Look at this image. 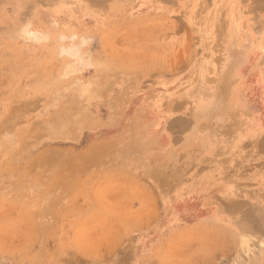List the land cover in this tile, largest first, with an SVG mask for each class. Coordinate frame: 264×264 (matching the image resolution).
Here are the masks:
<instances>
[{
    "label": "rangeland",
    "instance_id": "374dc122",
    "mask_svg": "<svg viewBox=\"0 0 264 264\" xmlns=\"http://www.w3.org/2000/svg\"><path fill=\"white\" fill-rule=\"evenodd\" d=\"M0 264H264V0H0Z\"/></svg>",
    "mask_w": 264,
    "mask_h": 264
},
{
    "label": "crops",
    "instance_id": "0c3cea01",
    "mask_svg": "<svg viewBox=\"0 0 264 264\" xmlns=\"http://www.w3.org/2000/svg\"><path fill=\"white\" fill-rule=\"evenodd\" d=\"M102 161H97L98 164H100ZM76 169H79V168H89V167H92V161H87V162H84L82 163L81 165H76L74 166ZM97 167H100V165H97ZM77 171V170H76ZM120 172V171H119ZM116 171V174L118 175V173ZM122 173V172H121ZM117 175H115V177H117ZM101 178V177H100ZM140 179V178H139Z\"/></svg>",
    "mask_w": 264,
    "mask_h": 264
},
{
    "label": "bare ground",
    "instance_id": "6f19581e",
    "mask_svg": "<svg viewBox=\"0 0 264 264\" xmlns=\"http://www.w3.org/2000/svg\"><path fill=\"white\" fill-rule=\"evenodd\" d=\"M214 84H215V83H214ZM199 108H200V107H199ZM199 108H198V109H199ZM114 163H115V162H114ZM262 251H263V250H262ZM258 259H259V258H258ZM252 262H253V261H252Z\"/></svg>",
    "mask_w": 264,
    "mask_h": 264
}]
</instances>
